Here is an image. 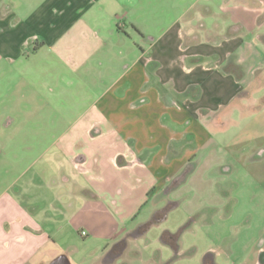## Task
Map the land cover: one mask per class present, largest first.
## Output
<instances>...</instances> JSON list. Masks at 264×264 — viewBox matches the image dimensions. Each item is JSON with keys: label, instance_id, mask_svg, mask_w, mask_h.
I'll return each mask as SVG.
<instances>
[{"label": "crops", "instance_id": "0c3cea01", "mask_svg": "<svg viewBox=\"0 0 264 264\" xmlns=\"http://www.w3.org/2000/svg\"><path fill=\"white\" fill-rule=\"evenodd\" d=\"M131 15L119 0H0V74L21 59L31 33L37 37L33 54L47 49L53 62L72 72L102 67L90 88L96 92L89 94L93 100L80 116L88 121L87 145L96 141L92 172L97 181L79 193L98 200L116 191L125 209L129 207L127 215L135 218L162 191H172V182L188 166L210 153L214 156L212 136L228 124L224 113L234 102L248 100L257 75L264 72V1L191 0L157 36H145ZM126 21L143 46L121 67L112 59V48L115 38L127 35ZM226 66L237 67L239 77L225 71ZM65 82L75 83L66 77ZM259 111L244 110L242 129L256 127ZM6 119L7 128L12 118ZM86 161L85 155L75 157L80 173ZM63 177L68 181L66 174ZM260 177L264 183V175ZM13 183L0 190V264H76L56 238L71 208L62 188ZM137 188L141 190L134 197ZM261 241L257 264L264 253ZM111 247L115 240L85 253L80 264H115L117 258L109 257ZM206 253L213 254L214 264L238 263L239 254L229 246H212Z\"/></svg>", "mask_w": 264, "mask_h": 264}, {"label": "rangeland", "instance_id": "374dc122", "mask_svg": "<svg viewBox=\"0 0 264 264\" xmlns=\"http://www.w3.org/2000/svg\"><path fill=\"white\" fill-rule=\"evenodd\" d=\"M119 1L131 10L136 27L143 26L145 36H157L161 26L172 25L191 4V0ZM126 24L127 35L115 38L112 48V59L121 67L143 46ZM34 34L25 40L21 59L0 74V190L13 182L24 187H61V195L71 208L61 237L56 238H61V246L76 264L84 260L85 253L102 250L114 240L115 245H126L115 264H202L212 246L235 250L239 264H257L256 246L264 239V183L260 177L264 175V72L257 75L248 100L234 102L224 113L223 120L228 124L212 136L216 141L211 146L214 156L207 149L209 155L190 166L187 177L176 179L177 186L172 191H162L134 218L127 215L129 207L125 209L116 191L98 200L79 193L97 181L92 172L96 141L87 145L91 139L85 131L88 121L80 116L84 106L93 100L89 94L96 92L90 88L102 67L90 65L72 72L62 63L53 62L47 49L33 54L37 43ZM65 77L73 79L74 85L69 86ZM257 109L260 111L253 124L256 127L242 129L244 110L250 114ZM8 117L12 124L6 128ZM75 122L78 128L70 129ZM59 137L62 139L55 144ZM78 155L87 156L81 173L74 164ZM64 174L69 178L66 182ZM140 190L137 188L133 196ZM174 202L177 207L165 219L142 228L157 211ZM184 226L178 257L174 258V251L162 243L161 236Z\"/></svg>", "mask_w": 264, "mask_h": 264}, {"label": "trees", "instance_id": "16d2710c", "mask_svg": "<svg viewBox=\"0 0 264 264\" xmlns=\"http://www.w3.org/2000/svg\"><path fill=\"white\" fill-rule=\"evenodd\" d=\"M225 71H230V72H233L237 77H239V72H238V69L237 67H234V66H226L225 67ZM191 171V167L188 166L176 179H178L179 177H183V179L185 177H187V175L190 173ZM175 179V180H176ZM175 180L172 182L171 184V187H176L177 185L175 184ZM177 205L176 203H172L171 205H167L164 209H162L161 211H157L152 219L147 222L146 224H144L142 226L143 229H146L148 228L152 223H157L163 219H165L167 213L175 208ZM160 212V214L158 213ZM187 226V225H186ZM182 227L180 228L177 232L175 233H170V232H164L161 236V241L163 244H166V245H172L174 248H178V243H179V237L181 235V232L183 231V229L186 227Z\"/></svg>", "mask_w": 264, "mask_h": 264}, {"label": "flooded vegetation", "instance_id": "af4514ba", "mask_svg": "<svg viewBox=\"0 0 264 264\" xmlns=\"http://www.w3.org/2000/svg\"><path fill=\"white\" fill-rule=\"evenodd\" d=\"M262 243H263V241H260L256 248L261 249ZM168 246L174 251V253H175L174 258H177L178 257L177 253H178V249H179V243H178V248H174L172 245H168ZM125 248H126V245L124 242L119 243L118 245H115V247H113L110 250L109 257H114V256H115V258L121 257ZM260 263L264 264V253L261 254ZM51 264H65V263L63 260H57ZM165 264H169V262L165 263ZM202 264H214L213 254L212 253H206L203 257Z\"/></svg>", "mask_w": 264, "mask_h": 264}, {"label": "built area", "instance_id": "2783aa9c", "mask_svg": "<svg viewBox=\"0 0 264 264\" xmlns=\"http://www.w3.org/2000/svg\"><path fill=\"white\" fill-rule=\"evenodd\" d=\"M81 235H82V236H85V233H84V232H82V233H81Z\"/></svg>", "mask_w": 264, "mask_h": 264}, {"label": "water", "instance_id": "95a60500", "mask_svg": "<svg viewBox=\"0 0 264 264\" xmlns=\"http://www.w3.org/2000/svg\"><path fill=\"white\" fill-rule=\"evenodd\" d=\"M260 255H261V254H260ZM259 261H260V259H259ZM53 263H54V262H53ZM64 263H65V264H68L66 261H64Z\"/></svg>", "mask_w": 264, "mask_h": 264}]
</instances>
